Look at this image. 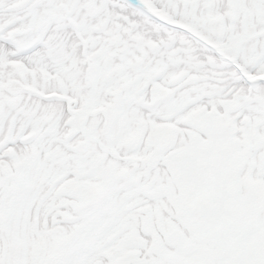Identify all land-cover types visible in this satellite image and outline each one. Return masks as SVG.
<instances>
[{
    "label": "snow or ice",
    "instance_id": "snow-or-ice-1",
    "mask_svg": "<svg viewBox=\"0 0 264 264\" xmlns=\"http://www.w3.org/2000/svg\"><path fill=\"white\" fill-rule=\"evenodd\" d=\"M0 264H264V0H0Z\"/></svg>",
    "mask_w": 264,
    "mask_h": 264
}]
</instances>
